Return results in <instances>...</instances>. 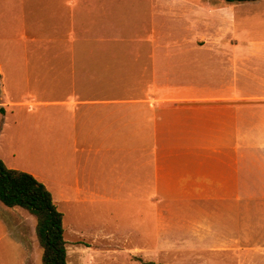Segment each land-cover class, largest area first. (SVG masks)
Here are the masks:
<instances>
[{
  "label": "crops",
  "instance_id": "crops-1",
  "mask_svg": "<svg viewBox=\"0 0 264 264\" xmlns=\"http://www.w3.org/2000/svg\"><path fill=\"white\" fill-rule=\"evenodd\" d=\"M121 1L12 0L11 8L8 2L0 8L13 17V25L0 27V138L11 124L45 129L50 143L93 151L77 159L76 170L59 174L63 203L94 202L87 193L109 189L200 198L187 193H211L220 182L228 193L227 173L217 182L206 166H190L193 153H182L207 143L206 137L194 131L168 140L167 127L235 128L237 164L253 159L264 176V13H257V5H180L170 38L164 15L159 17L165 11L122 16ZM255 3L264 0L243 4ZM27 12L36 16L32 27H25ZM134 82L145 92L133 91ZM147 140L173 143L181 152L172 163L146 153L129 171L119 168L118 147L128 151L130 145L131 160L132 145ZM236 174L231 181L241 192L244 173L238 168ZM18 208L0 201V264H33L36 224L32 233L31 213Z\"/></svg>",
  "mask_w": 264,
  "mask_h": 264
},
{
  "label": "rangeland",
  "instance_id": "rangeland-1",
  "mask_svg": "<svg viewBox=\"0 0 264 264\" xmlns=\"http://www.w3.org/2000/svg\"><path fill=\"white\" fill-rule=\"evenodd\" d=\"M196 1L198 4L217 3V0H139L137 9L135 0H125L121 1L125 9H118V12L127 17L140 13L149 17L153 10L165 11L160 12L159 17L164 15L165 35L171 38L172 16L177 15V8L180 5L192 8L191 3ZM7 2L11 8L12 0H0V8ZM236 5L244 9L257 5V13H264L263 4ZM12 18V14L0 12V27L2 24L13 25ZM23 18L25 27H32L30 23L36 16L27 12ZM141 34L146 37L148 31ZM132 90L144 93L146 88L134 82ZM235 130L215 124L204 127L202 123L188 129H163L168 140L175 134L192 136L194 131L201 138L204 135L207 143H195L189 151H182L194 154L188 159L190 166L198 170L206 166L212 170L217 182L222 174L229 175L228 193L222 192L221 182L214 185L211 193H187V196L192 194L200 198L178 200L174 197L176 193L172 192L130 193L109 189L87 193V196H94V202L63 203L57 186L59 174L63 170H76L77 159L90 151H82L81 145L75 151L76 145L73 144L50 143L52 138L45 136V129L20 130L13 129L10 124L0 138V152L5 160L0 158L10 168L35 174L37 180L47 184L56 206L63 213L67 264H142L138 259L163 264H264V176L257 174V163L253 159H245L246 164L239 160L237 164ZM15 132L18 133L14 135ZM132 146L131 160L128 157L130 145H127L128 151L118 147L119 168L129 171L139 165L141 155L146 153L148 157L158 156L166 159V163H172L174 154L181 152L173 143L154 144L152 140ZM238 168L239 174L244 173L245 180L241 192L235 190V182L231 181V177L237 176ZM145 197L149 198L147 205L140 202ZM30 216L33 233L36 218L33 214ZM1 228L4 226L0 223ZM6 239L13 241L12 238ZM35 243L33 264L34 255H37L36 264H41L42 249L37 238Z\"/></svg>",
  "mask_w": 264,
  "mask_h": 264
},
{
  "label": "trees",
  "instance_id": "trees-1",
  "mask_svg": "<svg viewBox=\"0 0 264 264\" xmlns=\"http://www.w3.org/2000/svg\"><path fill=\"white\" fill-rule=\"evenodd\" d=\"M257 0H217L222 5ZM0 112H4L0 108ZM0 201L8 207L28 210L36 218V236L42 249L41 264H67L63 213L56 207L51 192L35 176L9 168L0 158ZM142 264H163L138 259Z\"/></svg>",
  "mask_w": 264,
  "mask_h": 264
}]
</instances>
